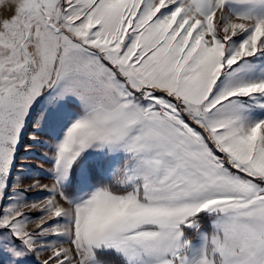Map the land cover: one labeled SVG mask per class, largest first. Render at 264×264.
<instances>
[{
	"label": "snow or ice",
	"instance_id": "6c2138e0",
	"mask_svg": "<svg viewBox=\"0 0 264 264\" xmlns=\"http://www.w3.org/2000/svg\"><path fill=\"white\" fill-rule=\"evenodd\" d=\"M5 7L0 264H264V0Z\"/></svg>",
	"mask_w": 264,
	"mask_h": 264
},
{
	"label": "rangeland",
	"instance_id": "374dc122",
	"mask_svg": "<svg viewBox=\"0 0 264 264\" xmlns=\"http://www.w3.org/2000/svg\"><path fill=\"white\" fill-rule=\"evenodd\" d=\"M46 167V165H45ZM48 182V181H44ZM30 183V181H28ZM211 227L213 226L214 231H215V225L213 220H211ZM190 229L192 232H195L196 239H189L188 234L185 233V236L182 238L184 240L190 241L189 245L186 247L185 251L188 254L190 260L192 261V264H195V261L198 260L200 254L202 253L203 249L205 248L206 245V237H210L212 234H208L209 232L206 231L203 227H199L197 230L196 228H191V227H186ZM212 228V229H213Z\"/></svg>",
	"mask_w": 264,
	"mask_h": 264
},
{
	"label": "trees",
	"instance_id": "16d2710c",
	"mask_svg": "<svg viewBox=\"0 0 264 264\" xmlns=\"http://www.w3.org/2000/svg\"><path fill=\"white\" fill-rule=\"evenodd\" d=\"M211 217H212V215L207 214V215H204L202 217V219L200 220V226L203 227L209 233H211L213 231L211 224H210L211 223ZM185 233L188 234L189 239H196L195 232H192L190 229L186 228Z\"/></svg>",
	"mask_w": 264,
	"mask_h": 264
},
{
	"label": "bare ground",
	"instance_id": "6f19581e",
	"mask_svg": "<svg viewBox=\"0 0 264 264\" xmlns=\"http://www.w3.org/2000/svg\"><path fill=\"white\" fill-rule=\"evenodd\" d=\"M10 11H11V9L10 8H7V7L0 8V14H2V15H7V14L10 13Z\"/></svg>",
	"mask_w": 264,
	"mask_h": 264
},
{
	"label": "crops",
	"instance_id": "0c3cea01",
	"mask_svg": "<svg viewBox=\"0 0 264 264\" xmlns=\"http://www.w3.org/2000/svg\"><path fill=\"white\" fill-rule=\"evenodd\" d=\"M211 215V214H210ZM211 220H214V218H213V216L211 217ZM212 228H213V226H212ZM213 231L211 232V234L214 232V228L212 229ZM208 234H210V233H208Z\"/></svg>",
	"mask_w": 264,
	"mask_h": 264
}]
</instances>
